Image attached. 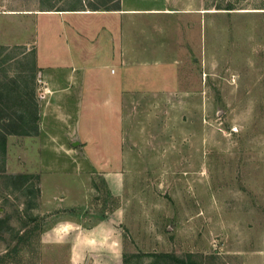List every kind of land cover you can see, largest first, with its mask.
I'll list each match as a JSON object with an SVG mask.
<instances>
[{
  "label": "rangeland",
  "instance_id": "1",
  "mask_svg": "<svg viewBox=\"0 0 264 264\" xmlns=\"http://www.w3.org/2000/svg\"><path fill=\"white\" fill-rule=\"evenodd\" d=\"M196 1L195 15L123 20L3 15L118 0H0V86L12 105L33 88L40 118L0 148V264H264V0ZM69 52L78 130L49 149L41 73Z\"/></svg>",
  "mask_w": 264,
  "mask_h": 264
},
{
  "label": "crops",
  "instance_id": "2",
  "mask_svg": "<svg viewBox=\"0 0 264 264\" xmlns=\"http://www.w3.org/2000/svg\"><path fill=\"white\" fill-rule=\"evenodd\" d=\"M179 1L180 0H162L163 2L162 5H154V6L152 5L151 7H147L144 5V3L147 2V0H118V3L120 4L118 10H116L115 7H111L110 8L111 10H107V7L99 8V10H93V8H88V7H77V8H67V9H57L55 7L50 9L39 10L37 7L38 4H34V5L31 4V6H27V7H11L7 9L8 12L3 15L30 16V17L34 16L35 14L38 15L52 14L59 16L109 15V16H117L119 19L124 20V18L134 19L135 17L156 16L167 13H170L171 15H177V14L180 15L183 13L184 15L189 16V15H195L196 12L200 9L197 1L196 3H194L193 0L185 1V3H181ZM70 25L73 26L75 32V37L73 38V41L75 42V45L81 46L79 47L81 48L79 49L81 50L79 53L81 58H84L87 52V48L84 46V41H83L84 28H82V25L81 26L80 25L76 26L74 24H70ZM185 25L189 27L190 26L189 21L186 20ZM25 30H28V27L25 26ZM123 32L124 31L122 28L121 36H119L120 42L122 43L121 44L122 56L124 53L127 52L126 42H128V40L125 37H123ZM89 39L91 44L93 45L96 42L97 37L90 36ZM29 42L30 41H28L27 44H29ZM72 60L73 57L70 55L69 52L67 61L64 62L62 66L61 65L56 66V68L52 72H47L44 70V72L41 73V75L43 76L45 89H46V93L44 94V98L42 99L45 102L44 105L45 117H43V120L44 123L47 124V130L49 134L48 139H51V142H49L50 140H48L47 142L48 144L47 147H49V149H53L54 147L61 146L59 143L57 145L54 141L58 138L56 137L57 135H55L56 131L66 130V129L73 130L78 128L77 122L79 116V107H80L81 98L83 96L82 94L83 74H77L78 69L74 67V63ZM67 67H71V69ZM41 69L43 70V68ZM68 134L63 133V138L68 137L67 136ZM71 135L72 134L70 133L69 136ZM44 138H47V136H44ZM77 143L78 141L72 143L73 148L76 147V145L74 144ZM49 149H47L46 151H53ZM46 151L44 152L46 153ZM59 169L62 170L63 168H61L60 166Z\"/></svg>",
  "mask_w": 264,
  "mask_h": 264
},
{
  "label": "trees",
  "instance_id": "3",
  "mask_svg": "<svg viewBox=\"0 0 264 264\" xmlns=\"http://www.w3.org/2000/svg\"><path fill=\"white\" fill-rule=\"evenodd\" d=\"M120 4L115 7L118 10ZM111 7H107V10H111ZM93 10H99L98 7H94ZM231 10V8H229ZM36 60L33 61V67L35 70ZM34 80V75L31 78ZM27 82V81H26ZM5 87V88H4ZM0 86V148L3 153L6 152L7 137L9 135H18L25 137L37 136L39 134V111L38 104L35 100V93L33 88H25L19 90L17 98L21 101L17 105L10 104L9 100L14 97V89L8 85ZM28 175H20L17 178L26 180ZM162 256V255H161ZM158 255V257H161ZM163 257H170L164 255ZM176 264H202L201 262L189 258L188 260L174 258Z\"/></svg>",
  "mask_w": 264,
  "mask_h": 264
},
{
  "label": "water",
  "instance_id": "4",
  "mask_svg": "<svg viewBox=\"0 0 264 264\" xmlns=\"http://www.w3.org/2000/svg\"><path fill=\"white\" fill-rule=\"evenodd\" d=\"M78 144V143H77ZM77 144H74V145H77Z\"/></svg>",
  "mask_w": 264,
  "mask_h": 264
}]
</instances>
